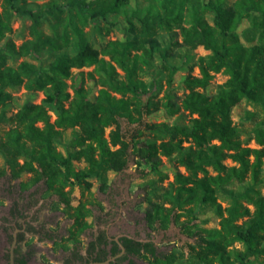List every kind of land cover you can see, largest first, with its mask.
I'll list each match as a JSON object with an SVG mask.
<instances>
[{"label":"trees","instance_id":"1","mask_svg":"<svg viewBox=\"0 0 264 264\" xmlns=\"http://www.w3.org/2000/svg\"><path fill=\"white\" fill-rule=\"evenodd\" d=\"M16 1L4 0L0 39L12 31L6 6L29 15L33 39L20 48L9 40L5 49H0V121L6 119V108L12 100L8 88L43 92L45 98L40 104H26L10 117L13 127L0 141L6 165L0 175L17 181L30 174L32 184L44 183L47 191L58 197L73 224L68 235L54 244L63 243L60 249L73 252L79 263L104 262L120 254L119 244L113 242L109 247L102 236L91 241L87 256L83 255L81 236L92 227L87 221L92 209L87 206L93 202L73 207L71 193L76 187L90 193L92 179L98 180V190L105 193L110 188L108 174L127 169L131 144L124 138L120 119L137 123L153 112L152 101L144 99L149 94L148 86L138 78V73L151 66L156 54L163 53L157 32L179 29L186 43L203 46L211 54L198 59L199 76L188 74L184 82L187 92L179 105L174 103L171 90L164 93L161 107L170 115L184 110L192 117L191 122L149 125L147 129L156 138L135 145V159L149 165L162 181L168 179L160 170L162 157L175 158L177 165L186 171L174 174L171 183L174 193L165 196L164 204L153 205L146 212L147 226L167 228L171 222L179 221L177 212L184 211L186 206L209 205L222 218L220 228L188 229L187 234L195 239L194 245L189 246L188 264H249L264 259V196L258 189L264 183V119L252 130V139L260 149L249 148L241 140L242 131L232 119L234 108L243 100L260 106L264 114V0H236L230 6L226 0H147L146 5L137 8L131 7L130 0H94L87 4L82 0H64L66 4L62 7L59 0H52L42 7L29 8L25 2L23 8L15 9ZM38 7L56 17L52 35L40 31L43 13L38 12ZM208 13L213 14V25L205 17ZM64 14L66 17L62 18ZM111 15L125 18L126 40L109 41L99 51L90 43L84 27L90 20H106ZM244 19L250 21L251 29L257 33V42L252 46H244L242 34L237 30ZM71 48L76 50L73 55L68 54ZM45 50L59 53L48 72L39 73L27 61L16 67L8 64L11 58L19 59L28 51L39 56ZM116 65L125 73V80L117 79ZM89 67L108 77L106 84L110 85V90H100L94 101L88 99L84 88L74 89L73 95L67 92L66 82L73 78L72 71ZM220 73L227 80L210 96L208 89ZM168 84L172 85L171 79ZM126 94H132V98H126ZM50 113L55 120L52 121ZM248 115L252 116L249 112ZM70 129L76 133L78 149L65 156L58 151L56 140ZM227 160L235 165L227 166ZM81 161L86 167L77 170L74 162ZM248 178L245 198L253 211L240 202L223 209L217 194L226 193L225 186L233 181L245 182ZM166 204L170 207H165ZM241 218L246 220L239 223ZM119 241L126 253L117 264L131 257H144L147 264L176 262L174 255L166 256L151 241L126 236ZM69 242L71 247L65 244Z\"/></svg>","mask_w":264,"mask_h":264},{"label":"rangeland","instance_id":"2","mask_svg":"<svg viewBox=\"0 0 264 264\" xmlns=\"http://www.w3.org/2000/svg\"><path fill=\"white\" fill-rule=\"evenodd\" d=\"M52 0H17L14 3L15 9L23 8L25 2L29 8L36 6H44ZM84 3H89L94 0H82ZM205 2L208 0H204ZM236 0H226L227 5H232ZM59 6L62 7L66 1L59 0ZM4 0H0V13L4 10ZM147 4V0H130V5L133 8L143 7ZM36 5V6H35ZM7 7V17L11 20L12 31L6 33L3 39H0V49L4 50L7 42L11 40L17 48H20L24 43L33 39L30 31L32 21L29 15L17 13L9 6ZM37 8L38 12L43 13V21L40 27L45 35H52L57 23L56 17L48 14L47 10ZM54 11V10H53ZM75 12V11H74ZM255 15V13H253ZM66 14L62 15L65 18ZM209 23L213 25L214 17L212 13H208ZM188 26V25H185ZM128 27L125 18L122 15H111L107 19L99 18L90 20L88 25L84 27V33L87 35L92 46L101 51L109 41H125V30ZM238 32L242 34L241 41L244 46H252L256 44L257 33L251 29L249 20L244 19L238 27ZM157 37L161 43L163 53L156 54L151 66L145 71L138 73V78L148 86L149 94L144 97L145 101H152L154 106H151L152 113L144 115L142 120L137 123H131L125 118L120 119L122 133L124 138L131 144L130 161L126 170L121 173L110 172L108 174L110 188L101 193L98 190L99 182L92 179L93 188L90 193L83 192L81 188L76 187L71 193L72 206L77 207L81 203L93 202V205H88L92 209L91 216L87 221L92 224L85 234L81 236L83 242L82 252L84 254L87 243L98 232L99 229H109V235L116 237L118 235H126L140 241H151L159 250L166 256H175L174 264H188L190 262L189 246L194 245L195 239L187 234L188 229L195 226L214 229L220 228L222 218L217 214L216 210L209 205L201 206H186L184 211H179V221L171 222L167 228H161L156 225L155 229H149L145 220V214L152 208L153 205H163L165 196L169 193H174V187L171 183L174 182V174L180 171L186 174L184 168L177 165L175 158L168 159L162 157V166L160 170L168 176V179L162 181L160 176H157L151 171L149 165L137 161L134 157L136 150L135 145L144 140H152L156 138L154 132L147 129V126L153 124L166 123L173 124H189L191 116L188 112L181 110L179 113L170 115L164 108L161 107L164 93L166 90L173 92L174 103L179 105L185 90L184 82L188 74L199 76V69L196 67L200 57L211 54L203 46H193L186 43L179 29L172 31H158ZM252 38L255 41L251 42ZM76 53V50L71 48L68 50L69 55ZM58 52L43 51L39 56H35L30 51L19 59L11 58L8 61L10 66L16 67L21 62L27 61L36 66L39 73L48 72L52 62L58 57ZM109 60V58H105ZM95 67L83 68L81 70H73V78L68 80L67 92L73 95L74 89L84 88L88 93V99L94 101L99 95L100 90H110V85L106 84L108 77L94 72ZM118 74L117 79L125 80V73L115 66ZM92 73V76L89 74ZM172 80V85L169 86L168 81ZM227 80V76L220 73L217 74L208 89L210 96L215 95L219 85ZM7 92L12 95V100L6 108V119L0 121V141L3 139L7 131L13 124L10 122V117L23 109L28 103L40 104L45 95L43 92L27 91L24 87H10ZM113 94V92H112ZM118 99L120 95L113 94ZM126 98H132V94H126ZM151 98V99H147ZM159 105H155V104ZM248 112L252 116L248 115ZM52 121L55 120L53 113ZM232 119L234 124L242 131L241 140L247 144L249 148L260 149L261 147L255 142L252 130L256 125L264 119V114L260 106H254L243 100L237 107L234 108ZM110 129H107L108 135ZM75 131L70 129L62 132V135L56 140V147L65 156L75 152L78 148L75 147ZM251 137V141L248 140ZM188 146V144H185ZM253 160V158H251ZM227 166H234L231 160L225 162ZM77 170H82L86 167L84 161L74 162ZM6 169L5 158L0 152V172ZM212 173V172H211ZM213 174V173H212ZM32 176L24 174L20 180L12 181L8 176L0 175V223L4 222V214L9 211L11 204L18 202L25 204L26 198L29 200H37V204L30 212L36 216L37 222L44 225L56 240H61L68 235V230L71 228L73 221L69 219L64 207L59 204L58 197L49 193L44 183L32 184ZM262 179L264 180V167L262 169ZM250 184V178L245 182L233 181L226 187L227 192H219L217 194L218 202L222 208H228L240 202L244 206H248L251 211L253 207L248 205L245 194ZM264 196V183L258 187ZM165 207H170L166 204ZM226 216V213L224 214ZM246 218L239 221V223ZM52 224L53 226H51ZM34 261L42 264H62L64 257L60 245H55L52 241L41 242L33 238ZM69 247L72 242L65 243ZM237 248H241L240 244H236ZM147 259L131 257L128 261L122 264H147ZM249 264H264V259L255 260Z\"/></svg>","mask_w":264,"mask_h":264},{"label":"flooded vegetation","instance_id":"3","mask_svg":"<svg viewBox=\"0 0 264 264\" xmlns=\"http://www.w3.org/2000/svg\"><path fill=\"white\" fill-rule=\"evenodd\" d=\"M30 198L27 197V202L23 205L18 202L11 204L9 211L4 214V222L0 223V264H11L12 258L14 264H21L22 261H25L27 264H42L41 262L38 263V261L33 260L35 257V251H33L34 242H31V240L36 238L43 243L46 241L55 242L56 240V238L53 237L52 232L44 227V225L39 224L36 216L30 212V210H33L37 204V200L32 201L29 200ZM50 225L53 226L52 224ZM102 236H105L110 244L109 247H111L113 242H117V240H120V238L126 235H118L113 238L109 235L108 228L99 229L87 245L91 241L98 240ZM87 245L83 254L85 256H87ZM63 253L65 255L62 259V264H82L77 262L73 252ZM120 254L114 256L117 257V259L109 264H117V261L125 255L119 256Z\"/></svg>","mask_w":264,"mask_h":264},{"label":"water","instance_id":"4","mask_svg":"<svg viewBox=\"0 0 264 264\" xmlns=\"http://www.w3.org/2000/svg\"><path fill=\"white\" fill-rule=\"evenodd\" d=\"M117 242L119 243V245H120V248H121V254L119 255V256H122V255H124V253H126V248L124 247V246H122V244L119 242V240H117ZM118 256V257H119ZM117 259V257H113V258H110V259H108V260H106V261H104V262H91V263H83L82 262V264H109V263H111V262H114L115 260ZM11 264H14V260H13V258H12V262H11Z\"/></svg>","mask_w":264,"mask_h":264}]
</instances>
